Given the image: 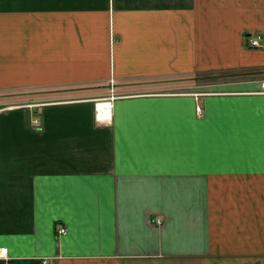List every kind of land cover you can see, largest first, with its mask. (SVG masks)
I'll return each mask as SVG.
<instances>
[{"label":"crops","instance_id":"1","mask_svg":"<svg viewBox=\"0 0 264 264\" xmlns=\"http://www.w3.org/2000/svg\"><path fill=\"white\" fill-rule=\"evenodd\" d=\"M197 74L215 80L146 89ZM261 80L264 0H0V94L95 88L0 108V247L12 264H264Z\"/></svg>","mask_w":264,"mask_h":264},{"label":"rangeland","instance_id":"2","mask_svg":"<svg viewBox=\"0 0 264 264\" xmlns=\"http://www.w3.org/2000/svg\"><path fill=\"white\" fill-rule=\"evenodd\" d=\"M215 77L209 78L205 76L204 74H197L196 78L190 79L189 82L187 79L181 80L176 78H169L168 82L165 83L166 85L157 84V86L152 85L148 86L146 89H150L153 91H185L191 89H196L197 92L203 91L207 89V85L211 83ZM218 79V78H217ZM212 80V81H211ZM114 85V82H113ZM111 82L107 85L106 93L109 91V93L112 92V86ZM85 86H81L78 88H71L64 92V89H57L55 91L50 89H44V88H37L33 91H27V92H19V93H5L0 94V108L8 107L11 105H15L18 103H24V102H33V103H39L43 101H49L50 99H63L66 100L67 98H73V97H84V95H90L92 94V89L95 88H88L83 89ZM105 91V89H103ZM69 91V92H68ZM75 92V93H74ZM114 92V91H113ZM96 93L97 92L96 90ZM112 95H123L121 93L114 92L111 93ZM102 97V96H101ZM102 99V98H101ZM100 102V101H99ZM105 100L99 103V106H106Z\"/></svg>","mask_w":264,"mask_h":264},{"label":"built area","instance_id":"3","mask_svg":"<svg viewBox=\"0 0 264 264\" xmlns=\"http://www.w3.org/2000/svg\"><path fill=\"white\" fill-rule=\"evenodd\" d=\"M248 44L252 47H258L261 45V36L259 34H255L254 36H251L248 40ZM259 88L260 91L264 92V80H261L259 82ZM114 96H111L109 98H102L100 100H98V102H102L103 100L107 101L105 102L106 106H99L96 109V115H97V120L100 122H106L107 120L110 119L111 117V99ZM34 125H38V119L35 118L33 120ZM57 233L58 235H62L65 233V227L60 225L57 228ZM0 259L3 260V264H12V262L9 259V255H8V249L6 246L0 247Z\"/></svg>","mask_w":264,"mask_h":264}]
</instances>
